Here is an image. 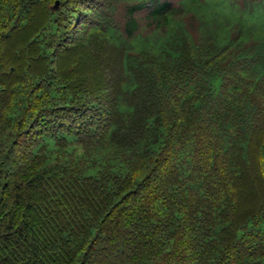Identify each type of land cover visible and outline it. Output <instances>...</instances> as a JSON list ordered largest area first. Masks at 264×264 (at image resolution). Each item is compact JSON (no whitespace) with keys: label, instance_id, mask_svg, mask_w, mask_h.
<instances>
[{"label":"trees","instance_id":"1","mask_svg":"<svg viewBox=\"0 0 264 264\" xmlns=\"http://www.w3.org/2000/svg\"><path fill=\"white\" fill-rule=\"evenodd\" d=\"M0 264H264V0H0Z\"/></svg>","mask_w":264,"mask_h":264}]
</instances>
